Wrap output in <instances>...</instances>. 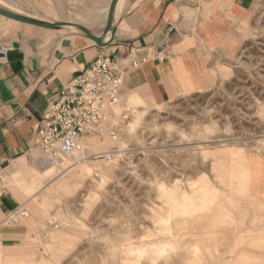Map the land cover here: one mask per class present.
I'll use <instances>...</instances> for the list:
<instances>
[{"label": "rangeland", "instance_id": "rangeland-1", "mask_svg": "<svg viewBox=\"0 0 264 264\" xmlns=\"http://www.w3.org/2000/svg\"><path fill=\"white\" fill-rule=\"evenodd\" d=\"M10 3L42 20L93 24L84 0L0 4ZM215 57L208 90L153 106L121 99L112 110L129 117L116 139L93 137L95 153L83 144L86 158H65L76 168L41 176L35 198H20L27 182L17 188L3 170L0 184L28 216L1 220L28 230L1 243L0 264H264L262 181L249 189L264 178V0ZM243 156L247 169L229 173L227 159ZM38 158L55 159L33 149L19 180L41 168ZM70 169L88 173L67 179Z\"/></svg>", "mask_w": 264, "mask_h": 264}, {"label": "crops", "instance_id": "crops-1", "mask_svg": "<svg viewBox=\"0 0 264 264\" xmlns=\"http://www.w3.org/2000/svg\"><path fill=\"white\" fill-rule=\"evenodd\" d=\"M84 1L95 8L88 13L93 24L80 23L99 35L110 0ZM257 1L118 0L114 33L111 37L106 35L105 45H97L70 27L44 28L0 15V166L9 175L8 183L21 188L22 181L27 182L19 196L29 193L27 198H35L41 188V176L62 174V162L46 164L38 158L40 169L29 170L22 180L17 177L25 158L37 148V130L49 101L96 57L110 56L115 71L123 74V102L143 101L153 106L208 90L217 81L215 55L233 40L238 27L251 21ZM134 62L138 65L133 66ZM93 137H84L83 144L95 153L101 145ZM227 160L231 174L242 173L247 168L238 164L250 162L247 156ZM77 169L65 171L67 179L88 173ZM2 180L1 177L0 183ZM257 181H262L257 195L264 197V178L260 175L251 181L249 189ZM0 185L2 263L6 257L1 253V243L24 239L28 228L24 224L9 226L1 220L20 201Z\"/></svg>", "mask_w": 264, "mask_h": 264}, {"label": "built area", "instance_id": "built-area-1", "mask_svg": "<svg viewBox=\"0 0 264 264\" xmlns=\"http://www.w3.org/2000/svg\"><path fill=\"white\" fill-rule=\"evenodd\" d=\"M115 69L110 56H98L76 78L62 85L58 96L49 101L42 114L36 135L37 148L52 158L77 162L86 158L84 137L116 139L129 114L122 111L116 115L112 110L120 101L123 80V74ZM91 156L111 157L110 153ZM2 172L0 166V178ZM27 216L28 209L19 204L6 212L4 221L18 223Z\"/></svg>", "mask_w": 264, "mask_h": 264}, {"label": "water", "instance_id": "water-1", "mask_svg": "<svg viewBox=\"0 0 264 264\" xmlns=\"http://www.w3.org/2000/svg\"><path fill=\"white\" fill-rule=\"evenodd\" d=\"M117 2L118 0H110L109 5L107 7L104 25L99 35L94 34L87 26L79 22L67 21V20H61V21L42 20L36 17L26 15L22 12H18L1 4H0V15L20 22L29 23L39 27L50 28V29L73 27V29L84 33L86 36L94 40L97 45H105L107 43V40L104 41L106 35L108 34L111 37L112 34L114 33L113 21H114L115 6Z\"/></svg>", "mask_w": 264, "mask_h": 264}, {"label": "bare ground", "instance_id": "bare-ground-1", "mask_svg": "<svg viewBox=\"0 0 264 264\" xmlns=\"http://www.w3.org/2000/svg\"><path fill=\"white\" fill-rule=\"evenodd\" d=\"M12 1V0H11ZM13 4V3H12ZM8 5H10V4H8ZM11 6V5H10ZM13 7V8H12ZM11 8L12 9H14V10H16V11H18L19 12V10H18V8H16V7H14V6H12ZM71 28H73V27H71ZM58 161H60V162H62L64 165H65V167L66 168H75V166L76 165H74V164H72V163H69L65 158H56V159H54V161L53 162H51V164H55V163H57ZM79 162V161H78ZM46 163V162H45Z\"/></svg>", "mask_w": 264, "mask_h": 264}]
</instances>
